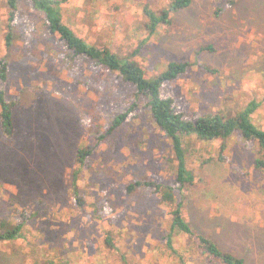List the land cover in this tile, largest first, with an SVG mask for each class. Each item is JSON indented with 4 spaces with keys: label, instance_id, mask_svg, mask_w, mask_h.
<instances>
[{
    "label": "rangeland",
    "instance_id": "obj_1",
    "mask_svg": "<svg viewBox=\"0 0 264 264\" xmlns=\"http://www.w3.org/2000/svg\"><path fill=\"white\" fill-rule=\"evenodd\" d=\"M231 1L190 0L151 35L143 8L160 15L171 0H70L61 15L86 43L133 58L147 79L171 62L189 64L160 90L188 119L232 117L255 102L252 122L264 130V0ZM19 6L7 48L6 0H0L6 99L17 101L13 137L0 131V218L16 222L24 211L34 218L22 237L0 243V264H178L163 245L171 208L146 187L126 193L139 181L174 184L170 141L144 111L109 132L119 114L145 99L103 66L69 56L44 28L43 14L24 2ZM222 145L185 140L195 181L185 188L184 216L245 264H264V172L253 168L255 146L237 136ZM79 148L93 153L78 193L87 204L107 202L102 220L79 207L72 194ZM107 235L113 248L104 243ZM178 241L186 244L183 237ZM183 263L213 261L185 253Z\"/></svg>",
    "mask_w": 264,
    "mask_h": 264
},
{
    "label": "trees",
    "instance_id": "obj_2",
    "mask_svg": "<svg viewBox=\"0 0 264 264\" xmlns=\"http://www.w3.org/2000/svg\"><path fill=\"white\" fill-rule=\"evenodd\" d=\"M70 0H6L8 33L5 36V47L13 45L15 39V26L19 21L20 2L32 6L43 14L44 28L55 35L63 47L64 52L71 57H84L95 64L107 69L111 74H116L125 83L135 86L136 96L142 97L145 102L142 106L134 103L124 112L119 114L113 121L109 132H113L128 121L129 117L136 111L146 112L147 116L165 138L170 141L173 158L169 160L174 174L175 181L171 186L149 181H139L130 184L126 193L131 194L137 187H146L153 194L160 195V203L170 207V216L164 219V247L170 252V257L179 259L178 264H184L185 253H194L202 258H209L212 264H245L243 258L222 250L211 238L198 233L190 224L187 216H184V192L186 186H191L195 176L187 166V151L184 148L185 140L195 138L199 141H220L224 142L241 137L246 142H251L255 147L256 157H253L252 165L256 171L264 172V130L258 128L252 122V115L258 109V104L251 102L245 109L232 117L220 115H205L190 120L180 112L173 99L161 95L160 90L164 83L172 82L184 75L190 65L187 63L171 62L166 70L158 76L147 79L143 68L133 58L120 59L107 48H97L86 43L70 27L64 24L61 15V6ZM225 5H231V0H221ZM190 0H171L169 7L160 15L154 12L149 6L143 8V16L146 20V27L149 34H153L158 26L168 22L169 13H177L186 9ZM133 57V56H132ZM214 73V71H212ZM9 80V63L0 58V131L5 139H11L14 135L13 112L17 101L6 99V86ZM232 142V141H231ZM234 143V142H233ZM93 153V148H79L75 156L76 168L71 175V189L75 201L79 207L88 208L95 216V219H104L106 203L87 204L84 196L79 195L77 182L80 174L86 165V161ZM220 160H223L219 156ZM175 162V164H174ZM34 216L19 213L17 221L10 218H0V243L13 241L23 236V231L28 222ZM185 238L186 244H179L180 238ZM113 238L107 235L105 244L113 248ZM161 247V243H159ZM162 245V246H163ZM178 245V246H177ZM176 246V247H175ZM163 248V247H162Z\"/></svg>",
    "mask_w": 264,
    "mask_h": 264
},
{
    "label": "crops",
    "instance_id": "obj_3",
    "mask_svg": "<svg viewBox=\"0 0 264 264\" xmlns=\"http://www.w3.org/2000/svg\"><path fill=\"white\" fill-rule=\"evenodd\" d=\"M15 110V109H14ZM13 114H14V112H13ZM13 123H14V118H13ZM14 129H15V124H14Z\"/></svg>",
    "mask_w": 264,
    "mask_h": 264
}]
</instances>
